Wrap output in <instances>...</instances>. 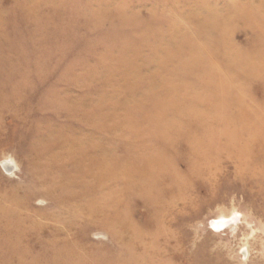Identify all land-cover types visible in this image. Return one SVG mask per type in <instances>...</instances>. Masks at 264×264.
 <instances>
[{"label":"rangeland","instance_id":"1","mask_svg":"<svg viewBox=\"0 0 264 264\" xmlns=\"http://www.w3.org/2000/svg\"><path fill=\"white\" fill-rule=\"evenodd\" d=\"M0 264H264V0H0Z\"/></svg>","mask_w":264,"mask_h":264},{"label":"bare ground","instance_id":"2","mask_svg":"<svg viewBox=\"0 0 264 264\" xmlns=\"http://www.w3.org/2000/svg\"><path fill=\"white\" fill-rule=\"evenodd\" d=\"M7 169H9V168H7ZM6 172H8V171H6ZM225 218V220H228L229 219V216H228V218L227 217H224ZM226 224V223H225Z\"/></svg>","mask_w":264,"mask_h":264}]
</instances>
